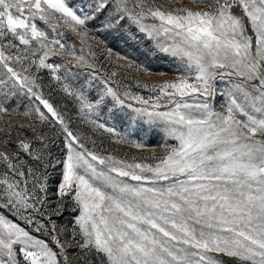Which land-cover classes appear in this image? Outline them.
Instances as JSON below:
<instances>
[{
  "label": "snow or ice",
  "instance_id": "1",
  "mask_svg": "<svg viewBox=\"0 0 264 264\" xmlns=\"http://www.w3.org/2000/svg\"><path fill=\"white\" fill-rule=\"evenodd\" d=\"M165 3L95 0L89 15L70 0H0V113L33 121V135L17 144L27 159L0 151V264H264V0ZM109 7L98 31L142 36L152 58L178 62L177 79L137 84L152 93L145 98L97 68L83 45L97 39L89 21ZM61 25L80 37L79 52ZM65 55L71 60L51 62ZM41 70L60 86L47 96ZM82 73L90 79L67 83ZM217 81L226 85L219 109ZM52 91L74 99L75 122L93 135L102 129L146 147L100 122L106 111L132 133L158 132L164 152L151 161L99 154ZM58 166L54 182L49 169ZM69 208L72 221L58 225Z\"/></svg>",
  "mask_w": 264,
  "mask_h": 264
},
{
  "label": "rangeland",
  "instance_id": "2",
  "mask_svg": "<svg viewBox=\"0 0 264 264\" xmlns=\"http://www.w3.org/2000/svg\"><path fill=\"white\" fill-rule=\"evenodd\" d=\"M157 2L165 3V0H157ZM70 3H73L74 6L79 4L85 5V11L88 12L89 15H91L92 12L87 9L86 5H95V0H70ZM183 3L193 8L196 7V5L190 3V0H183ZM165 6L167 7L168 4L165 3ZM110 11H112L111 7H109L102 14H99L97 19L89 21V28L92 30L90 33V37L95 36L97 37V39H90L83 45L86 55H90V53L88 52L89 44L92 46V51L96 52V56L92 59L96 63L97 68H99L100 71L105 74L111 71L117 72L118 78L122 80V82L126 87L129 88V90L133 91L136 94L143 95L145 98H147L149 95H152V93H149L142 87H137V84L153 85L159 84L165 80L177 79L176 69L178 66V62L167 57L157 56L156 58H152V56L148 52V49L143 46V37L140 36V34L137 33V35L140 36L141 40V42L138 43L129 38L128 33L125 29H121L119 32H116L114 30H109L107 32L98 31L101 25L106 21V18L108 17V13ZM51 23H55V21H52ZM40 26L43 27L42 24ZM59 30L65 33V38L67 40L77 42L76 48L77 52H79V49L81 47L80 37L76 36L63 25L60 26ZM109 49H111V51H109ZM117 54L120 55L118 56ZM120 56L127 57V59H121ZM69 60H71V57L65 55L62 57H54L51 62L63 63ZM72 63H75V61L73 60ZM116 65L132 66L116 67ZM136 65H146L152 71L146 73L142 70H137ZM61 74L63 75V69L61 70ZM41 76L46 96L49 95L50 86H54L57 88L60 87L59 85H57L55 80L51 79L48 70H41ZM77 79L80 83H83L86 79H90V77H87L84 73H82L78 78L70 77L67 80V83L79 87L80 84L77 83ZM215 86L217 87L218 91L216 98L213 100V103L214 106L219 109L221 103H223L222 98L219 96V92L222 91L226 85L217 81L215 82ZM92 94L93 96H95V91H93ZM51 101L54 104L60 106L62 109L65 105H67L68 110L73 114V128L77 129L81 133L91 136L92 139L96 141V148L94 150L101 155L112 154L118 159H131L132 156H136L137 158L141 159L147 157L148 160L151 161L153 153L160 154L164 152V148L159 146L161 143H163L164 138L158 132H152L150 135L145 134L144 131H137L135 133H132V128L121 127L119 121L110 120L108 113L106 111L103 112L101 114L100 122H103L108 126L116 127L119 133L128 132L131 135V139L137 140L146 145V147L137 149L127 143H118V136L108 134L102 129L99 130V132H97L95 135H93L90 126L75 122L77 121V117L75 115L74 109L77 108L78 105L75 103L74 99L67 96L66 93L62 91H52ZM17 104L18 101H13L9 105V107L17 108ZM27 107V101L25 100L23 101V105L19 107L17 111L19 113H22ZM32 123L33 121L24 117L22 114L13 115L11 113H0V128L6 129V131L0 132V151L6 152L8 156L12 157L13 159H15V154L17 152H20V157L22 159H27L26 154L23 153V150L17 148V144L19 141L25 140L27 137H31L33 135L31 129L27 127V125ZM9 125H25V127L9 128ZM133 127H135V125ZM5 140H8L10 143L6 144L4 142ZM168 142L172 144L175 143V141L173 140H170ZM89 145L91 146L90 141ZM39 146V144L34 145V147ZM61 152L62 145H59L52 149V154L56 158H60ZM20 167H25V165H20ZM3 170V162L0 161V172H3ZM60 171L61 166H58L54 170L49 169L54 182L59 181ZM51 186L54 187V184ZM72 218L73 213L69 208L65 210V214L57 221V223L58 225L68 224L72 221Z\"/></svg>",
  "mask_w": 264,
  "mask_h": 264
}]
</instances>
